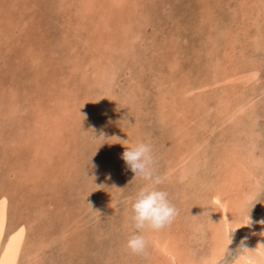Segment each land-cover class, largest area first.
<instances>
[{
    "label": "rangeland",
    "instance_id": "1",
    "mask_svg": "<svg viewBox=\"0 0 264 264\" xmlns=\"http://www.w3.org/2000/svg\"><path fill=\"white\" fill-rule=\"evenodd\" d=\"M140 141L179 210L146 255ZM261 221L264 0H0V264H264Z\"/></svg>",
    "mask_w": 264,
    "mask_h": 264
},
{
    "label": "clouds",
    "instance_id": "2",
    "mask_svg": "<svg viewBox=\"0 0 264 264\" xmlns=\"http://www.w3.org/2000/svg\"><path fill=\"white\" fill-rule=\"evenodd\" d=\"M127 143L125 140L124 145ZM122 159L135 173V177L146 182L132 198L130 220L137 232L129 237L126 248L133 254L146 255L148 240L143 233L159 231L170 225L179 215V210L169 200V193L159 187L164 180L157 174V157L151 143L140 141L126 146ZM251 223L249 218L247 226ZM241 246L248 249L243 246V242ZM226 252L231 253L229 249Z\"/></svg>",
    "mask_w": 264,
    "mask_h": 264
},
{
    "label": "bare ground",
    "instance_id": "3",
    "mask_svg": "<svg viewBox=\"0 0 264 264\" xmlns=\"http://www.w3.org/2000/svg\"><path fill=\"white\" fill-rule=\"evenodd\" d=\"M230 225H226V228H227V230H228V227H229ZM236 226H238V225H236ZM226 231V230H225ZM257 231H259V233H264V225L263 226H261V229L259 228ZM257 238V237H256ZM229 240V239H228ZM224 241H227L226 239L224 240ZM228 242V241H227ZM226 242V243H227ZM248 245V244H247ZM225 247L226 246H222V251L225 249ZM257 248V247H256ZM260 250V249H259ZM222 254V253H221ZM217 257V256H216ZM217 258H215V260H216ZM250 259V256L248 255V254H243L242 255V260H244L245 262H247L248 260ZM249 263V262H248Z\"/></svg>",
    "mask_w": 264,
    "mask_h": 264
}]
</instances>
